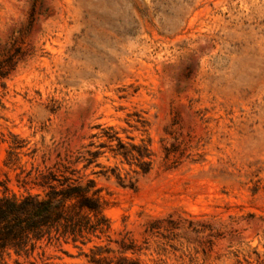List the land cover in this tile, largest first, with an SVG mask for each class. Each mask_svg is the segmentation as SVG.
<instances>
[{
    "label": "rangeland",
    "instance_id": "obj_1",
    "mask_svg": "<svg viewBox=\"0 0 264 264\" xmlns=\"http://www.w3.org/2000/svg\"><path fill=\"white\" fill-rule=\"evenodd\" d=\"M99 124L149 137L151 172L92 176L101 239L7 264H91L94 246L113 264H264V0H0V194L40 192Z\"/></svg>",
    "mask_w": 264,
    "mask_h": 264
},
{
    "label": "trees",
    "instance_id": "obj_2",
    "mask_svg": "<svg viewBox=\"0 0 264 264\" xmlns=\"http://www.w3.org/2000/svg\"><path fill=\"white\" fill-rule=\"evenodd\" d=\"M137 117L134 122L144 127L145 122ZM126 123L139 130L138 125ZM94 129L97 132L92 134V141L78 151L73 160L62 165V172L51 170L35 182L40 192H27L20 197L5 192L0 194V264H7L5 252L29 256L44 239L64 238L85 245L92 238L101 239L110 232V222L105 214L108 201L92 176L105 173L114 177L120 186L135 188L140 178L152 170L151 139L141 138L136 142L127 129L119 130L104 124L96 125ZM103 158L114 161L115 166L106 169L100 162ZM94 248L96 253L93 250L91 264H113L108 256L112 250L100 246ZM129 249L125 247L121 253ZM103 254L107 256H95ZM116 264L141 263L121 256Z\"/></svg>",
    "mask_w": 264,
    "mask_h": 264
}]
</instances>
